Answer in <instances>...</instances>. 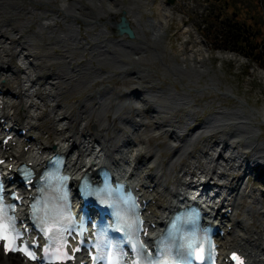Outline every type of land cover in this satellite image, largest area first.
I'll return each mask as SVG.
<instances>
[{
    "label": "bare ground",
    "instance_id": "bare-ground-1",
    "mask_svg": "<svg viewBox=\"0 0 264 264\" xmlns=\"http://www.w3.org/2000/svg\"><path fill=\"white\" fill-rule=\"evenodd\" d=\"M47 1H49V4L47 3L48 5L52 4L54 8L58 9L59 12H62V14L53 12L52 8H50V11H44L43 13H36L33 10L24 9V4L26 3L28 5L30 4L31 6H45V2ZM89 1L92 5V15H98L100 8L99 5L93 3L92 0ZM55 2L57 3V0H0V95H4L2 99L6 100L4 104L6 109H4L2 112L7 114V116L9 117L11 116V122H22L26 128L30 129L29 134L34 135L39 140L38 141L37 139H35L37 141H31V147L26 151H24L23 147L26 146L27 143L23 142L19 147L12 148L15 151L13 160L17 161L18 163H28V158L31 156L33 159V165L37 166L43 162V156L45 154L48 155L51 153H63L67 158L66 171L71 173L74 177H79L86 172L94 175V172L99 166H106L112 169L119 167L117 172L128 175V178L138 176L139 178L137 183L139 186H144L147 182L150 184V186L154 185L155 189H157L158 187H162V190H160V192L159 190H154L155 196H150L152 198L149 203V208H147L148 210L153 209V207L157 206L158 208L160 207L162 209L163 215L161 219H157L159 221L167 218V215L172 212L174 206H176V204L180 202V198H182L186 193L185 189L189 186V184L191 185L192 183H194L195 180H202L205 182V184L201 183L199 184V186H213L214 188H218L217 191L219 194L216 199L219 200L221 197L220 193H222L223 195L230 190V188L226 185V180L235 175L237 172H240L239 170L244 167L242 166V163L247 159L246 156H243L246 152H243L241 155L242 160H239L241 161V163L234 160L236 157V153H228L227 155L224 153L225 151H227L226 142L236 144L239 142L243 143V141H247V139L243 140L244 137L241 141L236 140V134L234 136H226L224 133H227L229 131L227 130V128L236 126L239 122V124H254L252 133L256 137L261 136L259 130L264 124V104L259 106H262L260 109H256L259 107H257L256 105H251L247 100L246 102L243 99L244 97L241 98L233 95L231 92V88H223L222 90L221 87L218 86L219 82L215 81V78L212 79V77H208V81L205 83V85L199 88L197 86L188 87L189 85L186 87L185 85L187 84L183 83L182 79L174 75L175 77L170 78V84L167 88V90L169 91V95L167 98L169 101L173 102L174 105L188 109L192 107L194 99L192 98L193 100H191L187 91L188 89H193L192 92L196 93L195 96L202 97L205 94L208 95L209 93H211L210 95L215 94L214 96H219V98H217V101L218 99H234L238 106L232 109H227L225 106L217 105L215 108L219 109L214 110V112L207 117L204 123L198 124L194 129L190 130V132L192 133H188V135L186 132H184L185 129L192 123H194V120L196 119L195 116H198V113L200 111H203L202 107L204 105H206L205 107H209L210 103L204 102V104L201 105L199 111L195 110V108L187 110L186 116L185 118H183L185 127L171 124L169 126L172 129L168 128L163 130V132L169 133L170 139H172L175 143L172 144L171 147H176L175 149L170 148L173 151V155L167 164L166 173L162 175L157 171L156 173L148 174L147 177L144 178L142 177V172H144V170L141 172H139L138 170H140L141 168H145L144 165L147 163V161L148 163L150 161V163H152L154 167H157L158 169L159 166L157 162L161 152H159V150L157 149L154 150L151 153L150 158H148V160L146 161V156L141 152H138L135 155H132V153L131 155H128V151L124 152L120 150V146H117L116 140L118 142L121 141L123 145H128V143L131 144L137 141L144 144L142 150L145 154L149 149V139H152V137L145 139L144 137H141V134L136 132L139 131V129L135 130L134 128L130 133V130L128 128H130L132 124L131 118L129 116L126 117L118 113L124 106L122 105L123 103H114L116 106L115 110H112V106L111 108H109V103H107L109 102V100L107 97H105V94H109L110 92L106 89L107 85L103 83L104 80H106L105 82L107 83L119 82L123 73L130 72V64L128 62H130L131 64H136L138 63L137 61H140V55H138V59L128 57L126 60H122V54H120V52H124V50H122V46L134 47L135 50L139 51L143 50L144 47L139 45H137L139 46L137 47L134 44L135 41L144 43V35L142 26L139 22V17L134 14V16H132L133 19H131L137 25V27L135 28L134 39L130 41H125L122 38L119 40H113L111 38H108L107 32L104 28L100 29L97 33L88 34V32L90 31L89 27L91 26L89 24V19H86L85 17H82L81 14L75 12L71 7V4L69 5V7H65L55 4ZM79 3H82L83 6L87 4V2ZM106 3L108 6L105 13H107L108 15H111L112 13L117 14L122 11L129 13V10L133 8L128 7V9L126 10L122 5L119 7H114L113 2L111 1ZM160 4L162 5L164 11L168 10V7L165 6L162 1L160 2ZM100 5H103L102 1H100ZM167 12L166 14H168ZM8 20L11 22L14 21V23L17 25L18 30L8 28L10 23H8ZM76 20L83 22L85 36H83L84 34H81V28L78 26ZM20 21H23L21 25L19 24ZM165 22L167 21L165 20ZM31 23H35L34 25L36 26V30L32 34H25L24 32L26 28ZM57 23H60V25H62L64 28V30L61 31L62 34H60V36H56L53 33L55 29L59 30L57 27H54ZM167 25L168 23L166 24V26ZM164 30V28L161 30V34L163 35ZM44 32L46 33L45 39L47 43L44 44L43 42L40 46H38L36 42L37 40H40L42 42L41 35ZM189 32V29L181 31V34H183L184 36L179 42L180 47L178 46V48L180 49H177V53H180L181 61H184L185 59L192 61V59L187 58L194 57L193 52H191L190 55L187 54L188 57L182 54V45H185V51L187 49V52L184 51L185 53H188L189 50V45L186 47V43L187 41H189L187 38V33L189 36ZM86 36L88 37V39L86 38ZM192 42L197 43L199 41L194 39L192 40ZM190 45L195 47L194 51H197L196 55L201 56V58L198 57V60L205 57L203 54L199 53L200 51L202 52L201 45ZM164 48L165 47H163L159 52L156 51L159 59H161L160 56L164 53L165 55H169V60H171L174 57L173 54L168 53V51H166L167 49ZM163 49L165 50L164 52ZM36 50L42 51L39 53L36 52ZM132 55L136 56L137 53L136 55H134V53ZM100 56H104L106 61L101 60L99 58ZM219 58L225 57L219 56ZM13 60L15 63L13 62ZM78 61L86 62L81 66H78L76 64ZM92 63H94L95 65L92 66ZM43 64L46 68H53L56 72V75H50L51 73L49 72L48 76H50H47L45 79V83L41 84L44 85V92L43 95L39 98L36 96V90L38 87H40V77L31 76L30 73L33 72V70L40 68ZM105 65L110 66L114 71H104L103 68ZM184 65H181L180 67H175L173 65L175 68H171L172 70H177V73H196V75H198L195 77L196 80H198L199 75L205 74L207 72V68H205L204 66L202 67L201 65L196 67H194L193 65L186 67ZM166 66L167 67L165 68L170 70V68H168V65ZM42 68L44 67L42 66ZM115 71H118V73H116L119 76L117 81H114V79L112 78V74L114 75ZM13 73H15V75H12ZM263 73L264 72H262L259 77L262 78V80H264ZM83 75L87 76L83 77ZM58 77L61 78V82L63 83L66 80L64 83L66 85L69 84V80H75L74 84L72 85L73 89H78L88 85L91 86L94 82H101V84L99 85L98 89L94 91V93L87 95V97L80 103L76 114L69 116V109L64 106V104L60 103V93L58 94L57 91H54L56 83H58ZM132 79L133 81L131 83L140 85V87L144 85V83L138 84V80H145L144 77H140L137 75L136 78L132 77ZM157 81H160V78ZM146 83L147 82H145V84ZM177 83L182 89L181 93H177L176 89L173 88V84ZM193 84H197V82L195 81L193 82ZM148 85L149 86L144 88L156 87L160 90L163 89L157 87L158 82L152 80L148 82ZM6 89H11L12 91H14L13 95L10 96ZM185 89H187V91ZM14 95H17L18 97L15 99ZM94 97L96 98L93 99ZM118 97L119 95H117L115 98L117 99ZM13 98L15 100H13ZM136 99L137 101L133 100L131 105L129 102H126V105L127 107L133 108V110L135 111V115L138 116L142 113V111H144L143 108L139 110V107L142 105V103H145L147 99L145 97L139 98V96H137ZM90 100L95 101L100 105L98 112L93 109L92 101L91 104L88 103L90 102ZM259 100L260 99H257V101ZM87 104H89V106H87ZM146 104L148 103L146 102ZM146 104H143V106H146L149 109ZM251 106L256 108H252ZM104 110L107 111L102 114L101 112ZM93 111L97 112V114L93 115L91 113ZM110 112L112 113L110 114ZM151 112L154 114L158 113L156 110H152ZM90 114L92 115V118H89ZM106 117L112 119L111 124L105 123L104 120ZM191 117H193L194 119H192ZM152 118L154 117L152 116ZM256 118L259 119L262 125L257 126L258 123L255 122ZM116 121H118L119 126L116 125L117 127L115 128ZM47 122H49V124H47ZM135 122L137 124H135L134 126L145 128L148 125L146 127L147 129L149 126L154 125V129L160 130V122L158 121L154 122L153 120L151 123H147L142 120L135 119ZM144 123L147 124L145 125ZM90 125L91 134H89V131L87 129V127H89ZM43 126H46V129H48L50 132V135L44 138L46 139V142H40V140H42L40 138V134L43 131ZM100 129L105 130V136L102 134ZM92 130H97V132L94 133L92 132ZM172 130H174V132ZM220 132L221 134L223 132L224 133L221 135ZM130 134L131 138H124L128 137ZM185 136L186 138H183ZM214 136H218L217 138H219V142H213L214 144L210 145L211 142L209 143L208 141ZM146 137H148V135H146ZM132 138H135L136 140L132 142ZM203 138L208 141L203 144L200 150V153L202 155H192L190 156L192 161H190L189 163L182 162L181 157L184 155L186 150H188L187 148L199 139ZM49 140L51 141L49 142ZM47 144H50V147H48ZM38 145L42 146V148H37ZM135 145L136 144H131L128 145V147H134ZM263 145L264 144H262V146ZM212 147H216V149L213 150L208 159H203L205 154H207ZM205 148L207 149V151L203 152ZM40 149L42 150L41 154H39ZM262 151L264 154V146L262 147ZM188 154H190V152ZM140 156L141 159H139ZM251 159V164L262 165V168H264V156L252 155ZM175 166L178 167L179 170H177L178 175L176 176L174 184L177 186V188H174L175 190H170L166 188L165 185L168 182L169 175H171L170 172L172 170L175 171ZM148 168L149 170L152 169V165ZM249 168H251V165H246V167H244L243 169V172H245ZM249 174H251V172H249ZM245 175L246 174L244 173V176ZM234 179H236L238 182L242 181V179H239V177L236 178L233 176L230 182L234 181ZM234 191L235 190H233L232 192ZM256 191H258V189H249V185H247L246 187L241 186V188L237 191L235 199L232 202V208L235 212V215L230 216L229 219H227L228 223L225 226H233L236 234L231 233L228 238H226L227 241L225 242H233L237 240L239 246L245 247L247 245L250 248L253 247L258 249V258L256 259V261L252 262V264H264V211H261V209L264 208V194L263 192L257 194ZM212 192H214V190ZM143 194H145V192H143ZM244 196L249 199L251 206L244 208L242 210L243 216L241 218H237L235 217L236 212H238L239 206L241 204L240 201ZM160 197H163L164 199L168 197L165 205H162ZM224 197L225 196H223V198ZM152 199L156 200L154 205L152 204ZM255 205H260V208H256ZM257 226L258 230L256 229ZM11 258L12 260H10L9 256L4 257L0 253V264H21L18 256H11Z\"/></svg>",
    "mask_w": 264,
    "mask_h": 264
},
{
    "label": "rangeland",
    "instance_id": "rangeland-1",
    "mask_svg": "<svg viewBox=\"0 0 264 264\" xmlns=\"http://www.w3.org/2000/svg\"><path fill=\"white\" fill-rule=\"evenodd\" d=\"M85 1L90 2L89 0H85ZM96 1L98 2V0ZM108 1L113 2L114 7H119L121 5L125 9H128V7H133L131 9V16L132 14H135L137 15V17H139V22H140V25L142 26V31L144 35L143 36L144 43L139 42V41L134 42L136 46L139 45V46L144 47L142 51L135 50L134 47H123L122 46L123 48L122 50H124V52L122 53L120 52L122 54L121 55L122 60H126L128 57L137 58L138 55H140V58H139L140 61H137L138 63L131 64L130 62H128L130 64V67H129L130 72L123 73L121 77L123 79L120 78V81H126V82L119 81L115 83H107L105 82L106 80H104L103 82L105 85H107L106 87L107 91L110 92L109 94H105V97H107L109 100V102L106 101L107 103H109L108 107L111 108L112 106V110H115L116 106L114 103H117V102L121 104L123 103L122 105L124 106L122 107L121 111L118 113H120V115H124L126 117L129 116L131 118L132 124H131V127L128 128L130 130V133L133 131V128H134L135 130L139 129V131H136V132L141 134V137H144L145 139L152 137V139H149V143H148L149 149L145 154L142 150V147L144 144L139 143L137 141L135 142L136 145L134 147H128L127 144L123 145L121 141L118 142L116 140V144L117 146H120V150L124 152L128 151L127 152L128 155H131V153L132 155H135L136 153L141 152L143 155L146 156V161L148 160V158H150V155L154 150L157 149L159 150V152H161L160 157L157 162L159 166L158 169L157 167H154V165L150 163V161L149 163L147 161V163L144 165L145 168H141L140 170V172L144 170V172L142 173V176L148 175L150 173H156L157 171L162 175L166 173L167 164L173 155V151L170 148H174L171 146L172 144H175V143L173 142L172 139H170L169 133L163 132V130L168 129V128L172 129L169 126L171 124L177 125L180 127H183V126L185 127L183 118H185L187 110L195 108V110L199 111L201 105H203L204 102L210 103L209 107H205L206 105L202 107L203 111H200L198 113V116H195L196 119L194 120V123H192L189 127L185 129L184 132H186L188 135V133L189 134L192 133L190 132V130L194 129L198 124L204 123L207 117L210 114H212L214 110L217 109L215 108L217 105L225 106L227 109H232L238 106L234 99H223L225 101L218 99L217 101V98H219V96H214L215 94L213 93H212L213 95H210L211 93H209L208 95L205 94L202 97L195 96L196 93L192 92L193 89H188V91L187 89H185L188 92L191 100L194 99L192 107L188 109V108H181L180 106L174 105V103L169 101L167 98L169 95L168 94L169 91L167 90V88L169 87V84H170L169 80L171 77H175V76L179 77L180 79H182L183 83L187 84V85L184 84L186 87L189 85L188 87L197 86L199 88L205 85V83L208 81V77L210 78L212 77V79L215 78L214 80L220 83V85L218 83V86L221 87L222 90L223 88H228V89L231 88V92L233 95H235L236 97L237 96L241 97V98L244 97L243 99L245 101L247 100L251 105H256L257 107L264 104V83H263L264 80H262V78H259L260 74L264 71L261 70L257 65H255L254 61H252L249 58L237 55L235 53L214 51L213 46L209 41V38L205 36V32H207L209 29L207 25L209 20L205 18V15H207L208 13L206 12V10L211 11L215 7H220V6L223 7L224 5H223L222 0H172L171 2L164 0L165 5L168 6V12H167L168 14H166V12L161 8V5H160L161 0H107V2ZM235 2H236V7L238 8L237 10L245 8L247 10L248 17L255 16L256 20L257 21L259 20L260 14L256 6V4L259 3L258 0L256 1L255 0H235ZM45 3L46 5H48L49 1ZM82 5H83L82 3L81 4L77 3V5H75L76 12L80 13L81 15H85V16L88 15L89 17L92 16L91 8L90 7L88 8ZM59 6H62V5H59ZM24 9L26 8L24 7ZM35 11L40 12L41 9H35ZM119 16L120 14H116V13L115 14L112 13L111 15H108V16L104 15V19H100L102 20V22H98L100 24L98 28L100 29L101 26L103 25V27H105L106 30L108 31L109 37L114 40L119 38L116 35L115 29L113 27L114 25L113 23L118 20ZM107 20H109V23H107L108 22ZM165 20L167 22H165ZM22 22L23 21H20L19 24L21 25ZM8 23H9L8 28H11L13 30H18L17 25L14 23V21L11 22L8 20ZM167 23L168 25L166 26ZM34 24L35 23L33 24L31 23L28 26V28H26L24 33L32 34L36 30V26ZM80 26H81V33L84 34V30H83L84 25H82L81 23ZM163 28L165 29L163 32L164 35L161 34V30ZM186 29L190 30L189 36L187 33V38L189 41H187L186 43V47L189 45L188 46L189 50H188V53H185L187 52V49L185 51V48H184L185 45H182V54L188 57V55H190V53L193 52L194 57H189L187 59H192V61L194 60L193 61L194 64L192 63L191 60L185 59L184 61H181L180 53L179 52L177 53V49H180L178 48L179 42L184 36L183 34H181V31L186 30ZM92 30H93L92 32L97 31L93 28ZM55 31H57V29H55ZM55 31H53V33L56 36H60V34H58L59 30L57 31V33H55ZM41 36H42V42L40 40H37L36 42L38 46H40L43 42L44 44L47 43L45 39L46 33H43ZM194 39H196L199 42L193 43L192 40ZM124 40L127 41L126 39ZM190 44L201 45L202 52L200 51L199 53L203 54L205 57L198 60V57L201 58V56L196 55L197 51L196 52L194 51L195 47ZM160 46L165 47L164 49H167L166 51H168V53L173 54L174 57L171 60H169L170 58L168 57L169 55H165L163 53V55L160 56L161 59H159L156 51L159 52L163 48ZM164 49H163V52L165 51ZM41 51L42 50H36V52H39V53ZM133 53L134 55H136L137 53V55L133 56L132 55ZM219 56H224L225 58H219ZM79 65H82V63H80ZM166 65H168V68H170V70L165 68L167 67ZM173 65L175 67H180L181 65H184L186 67L193 65L194 67H196V66L201 65L202 67L204 66L205 68H207V72L205 74L199 75L198 80H196L195 77L198 76L196 75V73H189V72L177 73V70H172L171 67L175 68ZM42 66L44 68H42ZM42 66L38 69L33 70V72L31 73L32 76L44 77V79L39 80L40 84L45 81V78L48 76L49 72L51 73L50 75H56V72L54 71L53 68L52 69H49L48 67L46 68L44 64ZM103 70L112 71L113 69H111L110 66H104ZM259 71H262V72H259ZM116 73H118V71H115L114 75L112 74V78L114 79V81H117L119 78L118 74ZM137 75L140 77H144L145 79V80H138L139 81L138 84L144 83L142 87H140V85H136L135 83H131L133 81L132 77L136 78ZM86 76L87 75H83V77H86ZM159 78H160V81H157ZM151 80L158 82L157 87H160L163 89L160 90L159 88H156V87L144 88V87L149 86L148 82H150ZM61 81H62L61 78L58 77L59 84L56 83L54 91H57L58 94L60 93L59 94L60 103L64 104V106H66L69 109L68 111V113L70 112L68 114L69 116L75 115L76 111L78 110V107L80 106V103L87 97V95L94 93V91L97 90L99 85L101 84V82L100 83L94 82L91 86L88 85V86H83L78 89H75V88L73 89L72 85L74 84L75 80H72V81L69 80L68 85L64 84L66 80L64 81V83ZM195 81L197 82V84H193V82ZM145 82H147L146 83L147 85L145 84ZM173 88L176 89L177 93H181L182 91L178 83L173 84ZM39 92H40L39 95L42 96L44 92L43 87H39ZM117 95H119V97L116 99L115 97ZM137 96H139V98L145 97L147 99L146 102L148 103V104H146V102L142 103V105L139 107V110L143 108L144 111H142V113L139 114L138 116L135 115V111L133 110V108L127 107L126 105L127 104L126 102H129L131 105L133 100L137 101L136 99ZM88 97H91V96H88ZM95 98L96 97H94L93 99ZM261 98H262V101H261ZM257 99H260V100L257 101ZM92 100H90V102L88 103L91 104ZM89 104H87V106H89ZM143 104H146L149 107V109L146 106H143ZM92 106L95 111L97 112L99 111L100 105L98 103H96L95 101H92ZM261 107L259 108L252 107V108L260 109ZM107 110H104L101 113L103 114ZM152 110H156L158 113L154 114L151 112ZM95 111L91 113L93 115L97 114V112ZM111 113L112 112H110V114ZM152 116L154 118H152ZM89 118H92L91 114L89 115ZM191 118L194 119L193 117ZM135 119L142 120L147 123H151L153 120L154 122L158 121L160 122V130L154 129L155 128L154 125H151L152 127L149 126L147 129L146 127L148 125L145 128L134 126L135 124H137L135 122ZM111 120H112L111 118L106 117L104 121L107 124H111ZM255 122L258 123L257 126L262 125V123L257 118ZM147 123H144V124L146 125ZM47 124H49V122H47ZM116 125L119 126L118 121H116L115 128L117 127ZM90 128H91V125L87 127L89 134H91ZM42 129L44 130L41 134V137L45 138L50 134V132L48 131V129H46V126H43ZM252 129H254V124H250V125L249 124H239L238 122V125L232 126L231 128H227V130H229L228 131L229 133L223 132L226 136H230V135L234 136L236 134L237 136L236 140H239V141H241L243 137H244L243 140L247 139V141L246 142L243 141V143L239 142V143L234 144V143L226 142L227 151L224 152L226 155L228 153H233V152L236 153V157L235 159L234 158L233 159L240 163L241 161L239 160H242L241 159L242 153L246 152L245 155H243L247 157V159L242 163V166L244 167H246V165H249V164L251 166L253 165L251 164L252 155L264 156L263 151H262V147L264 146V145L262 146V144H264V124L261 126L259 130L261 136H257V137L254 136V134L252 133L253 131ZM100 130L102 134L105 136V130L104 129L103 130L100 129ZM172 131L174 132V130ZM92 132L96 133L97 130H92ZM146 135H148V137H146ZM217 137L218 136H214L212 139H210L209 141L207 140V141L209 143L211 142L210 145H213L214 144L213 142L218 141L219 138ZM124 138L125 139L131 138V134L128 137H124ZM183 138H186V136ZM51 140H49V142ZM134 140L135 138H132V142ZM169 141H172L173 143ZM207 141L205 138H203V139H199L194 144L190 145V147L187 148L188 150H186L184 155L181 157L182 162L189 163L190 161H192L190 156L200 155L201 154L200 150L203 144L206 143ZM47 145L49 146L50 144H47ZM215 149L216 147H212L208 151V153L205 154L203 159H206V158L208 159L210 155L212 154L213 150ZM187 151L188 153L190 152V154H188ZM205 151H207L206 148L204 149L203 152ZM139 159H141V156ZM151 165H152V169L149 170L148 167ZM244 167H242L241 170H239L240 172H237L233 176L236 178L239 177V179H242V180L244 178L243 180V184H245L244 187L249 185V189H258V191H256L257 194H259L260 192H263L264 194V169H262L261 167H257L255 170H252L251 168H249L245 172H243ZM177 170H178V167H176L175 171L172 170L173 172L172 171L170 172L171 175H169L168 182L165 185V187L170 190L176 188V185L174 184H175L176 176L178 175ZM249 172H251V174H249ZM244 173L246 174L245 176H244ZM232 177L226 180V185L230 187L231 189L232 188L239 189L240 184L239 182H236V179L230 182ZM156 190L157 191L159 190L160 192V190H162V187H158ZM230 191L231 190L227 192H230ZM167 199L168 197H166L165 199L163 197H160L162 205L166 204ZM240 202L241 204L235 216L237 218H240L243 216L242 210L244 208L251 206L249 199L246 196H244ZM255 207L260 208V205L259 206L255 205ZM160 210H161L160 207L158 208L157 206H155L150 211L153 212L155 217H157L160 214ZM261 211H264V208L261 209ZM256 229L258 230V226L256 227ZM12 258H10V260H12Z\"/></svg>",
    "mask_w": 264,
    "mask_h": 264
},
{
    "label": "trees",
    "instance_id": "trees-1",
    "mask_svg": "<svg viewBox=\"0 0 264 264\" xmlns=\"http://www.w3.org/2000/svg\"><path fill=\"white\" fill-rule=\"evenodd\" d=\"M222 1L223 7H215L205 17L209 20L205 36L213 50L236 52L264 70V0L256 4L258 21L255 16L248 17L245 8L237 10L235 0Z\"/></svg>",
    "mask_w": 264,
    "mask_h": 264
},
{
    "label": "water",
    "instance_id": "water-1",
    "mask_svg": "<svg viewBox=\"0 0 264 264\" xmlns=\"http://www.w3.org/2000/svg\"><path fill=\"white\" fill-rule=\"evenodd\" d=\"M115 29L119 35L126 34L129 38H134V31L130 27L124 14L120 16L119 22L115 25Z\"/></svg>",
    "mask_w": 264,
    "mask_h": 264
},
{
    "label": "clouds",
    "instance_id": "clouds-1",
    "mask_svg": "<svg viewBox=\"0 0 264 264\" xmlns=\"http://www.w3.org/2000/svg\"><path fill=\"white\" fill-rule=\"evenodd\" d=\"M28 162H29V163H32V162H33V159H32L31 156L28 158ZM65 175H67V173H65ZM2 191H3V188H2V186H0V193H2ZM6 203H7V201L4 200L2 196H0V210L3 209V206H4ZM177 230H178V231H182V229L180 228V226H178V229H177ZM187 240H188V237L185 236V237H184V241L187 242ZM177 241H178V245H177ZM170 243L174 245V247H173V249H172L173 251H176L177 247H178L179 249L184 250V243H182L180 240H178V239H176V240H170Z\"/></svg>",
    "mask_w": 264,
    "mask_h": 264
},
{
    "label": "snow or ice",
    "instance_id": "snow-or-ice-1",
    "mask_svg": "<svg viewBox=\"0 0 264 264\" xmlns=\"http://www.w3.org/2000/svg\"><path fill=\"white\" fill-rule=\"evenodd\" d=\"M3 238L7 239V237H3ZM195 246H196V245H195V241H192V242H189V243H188V248H190V249L194 248ZM24 251H25L26 254L31 258V253L28 252L26 249H25ZM203 251H204L203 248L200 247L199 250L197 251V255L199 256L200 253L203 252ZM233 260H238V257L233 256Z\"/></svg>",
    "mask_w": 264,
    "mask_h": 264
}]
</instances>
